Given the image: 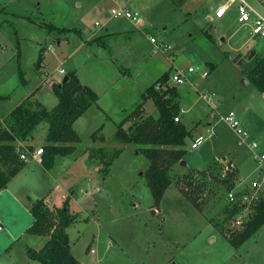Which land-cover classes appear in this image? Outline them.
Returning a JSON list of instances; mask_svg holds the SVG:
<instances>
[{"label":"rangeland","instance_id":"1","mask_svg":"<svg viewBox=\"0 0 264 264\" xmlns=\"http://www.w3.org/2000/svg\"><path fill=\"white\" fill-rule=\"evenodd\" d=\"M82 1L84 7L77 6L78 0H0V96L8 97L0 100V117L37 89V99L52 110L58 98L51 86L61 84L72 70L98 94L105 111L93 107L77 121L81 142L76 154L58 157L50 171L33 161L0 192V264H38L30 260L27 249L40 250L47 238L26 231L33 224L32 204L44 198L51 209L69 202L75 222L68 234L80 264H243L245 260L263 264L264 229L257 240L253 237L238 248L225 234L239 229L233 220H226L228 194L251 190L257 177L254 154L246 150L248 144L239 143L225 118L236 112L264 153V93L243 71L250 61L249 50L264 54V40L251 37L248 28L239 29L235 9L233 16L212 21L210 15L220 0L124 1L144 15V28L115 20L110 2ZM248 1L264 14V0ZM47 24L58 30L50 34ZM234 32L232 40L222 41L224 34ZM211 34L214 40L208 38ZM104 35H113L106 37L109 48L93 43ZM151 37L168 49H158ZM42 48L48 53L37 71ZM191 66L198 68L196 73H188ZM20 69L26 85L21 83ZM177 70L187 74L186 83L177 86L178 117L190 132L182 160L187 165L182 161L174 165L172 185L156 207L145 175L150 161L138 146L120 143L115 134L142 94L166 72L169 80L163 85L171 87L170 76ZM146 109V115L160 114L152 100ZM101 128L98 136L106 140L95 143L92 135ZM47 130L46 123L39 126L36 149H42ZM199 136L205 141L193 149ZM93 148L111 163L107 171L102 160L91 158ZM235 149L249 155L241 168L233 157ZM232 173L235 187L229 190L231 183L224 181ZM240 174L244 183L238 181ZM197 184L203 186L196 194ZM188 196L197 199L201 210Z\"/></svg>","mask_w":264,"mask_h":264},{"label":"trees","instance_id":"2","mask_svg":"<svg viewBox=\"0 0 264 264\" xmlns=\"http://www.w3.org/2000/svg\"><path fill=\"white\" fill-rule=\"evenodd\" d=\"M45 26L50 34L52 31L58 30L53 24ZM60 31L65 33L74 30L60 29ZM107 36L97 37L93 43L109 48ZM208 38L214 40L212 34ZM46 51L45 48L40 51L36 63L37 71L43 67ZM19 71L21 83L26 85L28 82L25 79V73L21 69ZM243 71L248 74L250 83H253L260 92L264 93V54L256 55L246 64ZM169 75L170 72H166L142 94L141 102L117 125L115 134V139L120 143L138 146L139 153L144 154L150 161V167L145 175L156 207L160 206L166 191L172 185L171 170L174 165L184 159L187 153L186 139L190 136L186 126L175 121L178 118V113L181 112L178 102L179 92L177 87L163 85L169 80ZM66 77L67 81L64 82ZM65 78L61 84L51 86L58 98V104L52 110H49L37 99L39 91L37 89L7 116L0 117V192L7 189L12 180L29 166V163L22 159V154L32 153L36 150L33 142L37 138L40 125L44 123L48 125L41 157L42 167L46 171L55 167L58 157H67L77 153L81 138L75 128V123L92 106H99V96L92 88L81 83L77 71L68 72ZM158 84L161 86L156 89L155 85ZM7 99L8 97L0 96V100ZM150 100L160 112L157 117L151 114L146 115L145 107ZM102 129L92 135L95 143L98 140L102 142L106 140L105 136H98ZM91 152V158L102 160L105 171H107L111 163H108V160V162L105 161L104 156L99 157L96 154L97 149L93 148ZM118 153L119 151L113 157H116ZM106 158H109L108 155ZM188 177L195 180L193 176ZM224 182L231 183L228 189H233L235 187L233 173ZM202 186L201 184L196 185L194 189L196 194ZM187 199L200 209V204L197 203L195 197L188 196ZM243 208L240 203L234 205L229 203L225 210L226 220L232 222ZM253 208L252 217L244 223L243 227L230 233L225 232L229 242L235 248L242 246L254 237L258 230L264 226V197ZM31 214L33 224L26 232L30 235L47 238V241L40 250L27 249L30 260L38 264H80L72 253L68 234V229L75 222V217L69 209V202L66 201L62 208L51 209L46 204L45 198L37 200L31 206Z\"/></svg>","mask_w":264,"mask_h":264},{"label":"built area","instance_id":"3","mask_svg":"<svg viewBox=\"0 0 264 264\" xmlns=\"http://www.w3.org/2000/svg\"><path fill=\"white\" fill-rule=\"evenodd\" d=\"M110 2L112 5L111 16L115 20H128L134 26L138 28H144L146 26V21L144 16L139 12L132 10L124 5L126 0H103ZM236 10L237 23L240 28H248L251 35L255 38L264 40V14L260 13L255 7H253L248 0H223L215 9L213 14H211V20L217 21L224 19L229 12ZM96 26H100V23H96ZM150 41L158 49L164 48L168 49V46L161 44L158 45L156 38L151 37ZM198 68L189 67L188 73H196ZM64 72V71H63ZM203 76H208V73H203ZM186 71L177 70L173 75L170 76L169 84L171 87H177L183 85L187 81ZM160 84L155 85L156 89L160 88ZM177 123L180 122L179 117L175 119ZM227 124L235 131L239 138L240 144H248L249 150L254 154L253 160L257 165V177L251 184V190L248 191L235 192L231 191L228 194V202L232 205L240 203L244 208L243 210L233 218V226L243 227L244 223L252 217L254 211V205L264 197V154L259 152L260 145L257 141L251 139L249 133L243 128L240 119L238 118L236 112L231 111L225 118ZM205 141L204 136H199L193 143L192 148L198 149L199 146ZM43 155L42 149H36L32 153H23L22 159L27 163H32L33 161L41 162V157ZM243 183V179L238 180ZM95 253V250L92 251Z\"/></svg>","mask_w":264,"mask_h":264},{"label":"crops","instance_id":"4","mask_svg":"<svg viewBox=\"0 0 264 264\" xmlns=\"http://www.w3.org/2000/svg\"><path fill=\"white\" fill-rule=\"evenodd\" d=\"M127 2L129 1V0H126ZM219 1V0H218ZM223 0H220V3L222 2ZM84 3L85 2H83L82 0H78V2H77V6H81V7H84ZM219 3V4H220ZM218 6V5H217ZM80 8V7H79ZM217 8V7H216ZM215 8V9H216ZM215 9L213 10V12L215 11ZM135 11H139V10H136V9H134ZM140 12V11H139ZM213 12H212V14H213ZM141 13V12H140ZM142 14V13H141ZM143 15V14H142ZM233 16V11H231V12H229L228 13V15L224 18V19H227L228 17H230V16ZM144 16V15H143ZM210 17H211V15H210ZM224 19H221V20H224ZM218 21V20H217ZM239 29H241V28H239ZM238 29V30H239ZM250 31V30H249ZM215 33V32H214ZM206 35V34H205ZM215 35H216V33H215ZM235 35H236V32H234V33H232L231 35H223V40L222 41H228V40H232L234 37H235ZM217 37V36H216ZM251 37H253L252 35H251ZM94 39V38H93ZM93 39H91V40H93ZM60 43L61 42H58V45H60ZM248 45V41L247 42H244V43H242V45L238 48V49H236V51L237 52H240L242 49H244V47L245 46H247ZM50 47H52V46H50ZM53 49V48H52ZM252 49V48H251ZM255 49H257V47H255ZM254 49V50H255ZM258 52H260V53H258ZM48 53V51L46 52V54ZM254 53V55L252 56V54ZM262 52L261 51H259V49L256 51H251V50H249V55L251 54V57H255L256 55H260ZM45 54V55H46ZM263 55V54H262ZM250 57V61L252 60V58ZM62 71H64L63 72V74L65 75L66 74V72L67 71H65V70H62ZM75 71H77V70H75ZM78 73V72H77ZM79 76V75H78ZM80 77V76H79ZM81 79V78H80ZM81 81V80H80ZM83 85H85V84H83ZM52 89V88H51ZM93 107H96V105H94V106H92L87 112H86V114H88L89 112H90V110L93 108ZM101 111H103V112H105L104 111V109L103 108H101L100 106H97ZM146 108V107H145ZM245 109H247V108H245ZM146 111H147V109H146ZM86 114H84V116H86ZM237 114V113H236ZM237 116H238V114H237ZM83 117V116H82ZM1 118H3V117H1ZM238 118H239V116H238ZM241 121V120H240ZM242 123V122H241ZM77 125V122L75 123V126ZM185 126V125H184ZM250 135V134H249ZM252 139V138H251ZM254 140V139H253ZM256 141V140H255ZM258 142V141H257ZM243 150L245 151V148H243ZM246 150H249V149H246ZM259 150H260V148H259ZM243 151V152H244ZM238 152H241L240 151V149H235V151H234V153H235V155H233V157L234 158H236L237 159V163H238V165H239V167L241 168V166L242 165H245L247 162H246V157L245 156H249V155H247L246 154V152H241V153H238ZM248 152H251L250 150L248 151ZM236 153H238V154H236ZM264 154V153H263ZM249 158V157H248ZM254 161V160H253ZM254 163H255V161H254ZM256 164V163H255ZM27 169V167L21 172V173H23L25 170ZM20 173V174H21ZM257 173H258V171H257ZM19 174V175H20ZM18 175V176H19ZM17 176V177H18ZM239 176V178L240 179H243V176H242V174H240V175H238ZM244 183V182H243ZM263 229H264V226H262L259 230H258V232L254 235V238H256V240L258 239V236L263 232ZM0 231H3V226H2V224H1V222H0ZM253 238V237H252ZM46 241H47V239H46ZM46 241L44 242V243H46ZM215 240H212V242H214ZM257 244V243H256ZM43 245H45V244H43ZM253 248H257V246L256 247H253ZM253 248H250V249H253ZM260 248V247H259ZM243 264H250L248 261H244V263ZM263 264H264V262H263Z\"/></svg>","mask_w":264,"mask_h":264},{"label":"water","instance_id":"5","mask_svg":"<svg viewBox=\"0 0 264 264\" xmlns=\"http://www.w3.org/2000/svg\"><path fill=\"white\" fill-rule=\"evenodd\" d=\"M214 37H216L215 33H214ZM253 55H254V53L252 54V56H253ZM251 58H252V57H251ZM65 81H67V77L64 79V82H65ZM245 82H246V85L249 84L248 81H245ZM181 164H185V165H187L184 161H182Z\"/></svg>","mask_w":264,"mask_h":264}]
</instances>
